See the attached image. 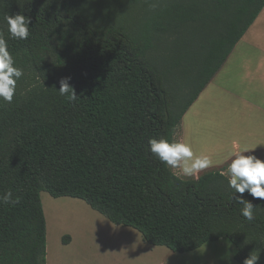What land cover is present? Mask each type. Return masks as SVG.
Wrapping results in <instances>:
<instances>
[{"label":"trees","instance_id":"1","mask_svg":"<svg viewBox=\"0 0 264 264\" xmlns=\"http://www.w3.org/2000/svg\"><path fill=\"white\" fill-rule=\"evenodd\" d=\"M113 2L123 6L124 0ZM140 3L136 11L117 13L113 5L104 12L99 0H0V34L23 70L13 101L0 98V196L10 191L19 197L18 204L0 203V264H47L42 192L81 200L173 253L226 238L237 262L254 251L264 264V200L243 194L255 207L249 222L222 171L181 179L149 145L161 138L176 143L183 116L264 0ZM18 14L31 21L26 40L8 33L5 18ZM119 15H125L121 23ZM198 28L204 41L197 56L178 44L183 30ZM167 42L172 52L164 51V59L159 47ZM184 61L189 82L200 81L195 89L183 88L191 89L185 105L175 90ZM68 77L75 101L58 93L59 81ZM70 241L66 236L63 244Z\"/></svg>","mask_w":264,"mask_h":264},{"label":"crops","instance_id":"2","mask_svg":"<svg viewBox=\"0 0 264 264\" xmlns=\"http://www.w3.org/2000/svg\"><path fill=\"white\" fill-rule=\"evenodd\" d=\"M175 138L176 143L190 144L194 156L212 161L191 177L172 168L184 180L211 171H222L230 179L227 169L242 148L250 150L243 155L264 161V8L183 116ZM74 246L71 239L60 251L68 253ZM49 254L47 242V264ZM62 255L57 264H66Z\"/></svg>","mask_w":264,"mask_h":264},{"label":"rangeland","instance_id":"3","mask_svg":"<svg viewBox=\"0 0 264 264\" xmlns=\"http://www.w3.org/2000/svg\"><path fill=\"white\" fill-rule=\"evenodd\" d=\"M99 1L104 12L107 5L114 4V0ZM140 1L146 0H138V3ZM138 3L135 0H124L123 6H113L116 7L114 10L117 13L122 7L134 8L136 11V8L142 5ZM124 17L125 15H119L116 20L121 23ZM203 36L201 28L191 33L183 30L178 47L185 51L184 48L189 46L193 54L197 53L198 56L201 52L200 45L204 41ZM170 48L169 42L162 43L159 47L160 57L166 58V55H163L164 51H170L171 54ZM168 58L171 62L172 56ZM186 70L184 61L181 72H176L175 82L177 98L179 103L184 105L190 99L191 89H186L183 93V88L192 85L191 88L195 89L200 83L198 79L190 83L188 80L190 74ZM175 141L177 142L176 138ZM41 201L47 224L50 264H57V259L62 254L66 264H241L235 260L237 249L226 238L210 242L193 252L173 253L166 247L146 243L142 235L133 228L111 223L81 200L56 199L42 192ZM66 236L74 239L75 246L68 253H62L60 249H63V239ZM72 257L75 261L68 262Z\"/></svg>","mask_w":264,"mask_h":264},{"label":"clouds","instance_id":"4","mask_svg":"<svg viewBox=\"0 0 264 264\" xmlns=\"http://www.w3.org/2000/svg\"><path fill=\"white\" fill-rule=\"evenodd\" d=\"M8 33L12 39L26 40L29 37L30 19L24 15L7 16ZM23 70L14 66L13 57L8 51V44L3 34H0V98L7 103L13 101L16 91L17 81L22 77ZM68 78L59 81L58 93L66 96L70 101H75L77 96L74 89L69 85ZM150 152L158 158L161 164L173 169L179 168L184 176H194L202 170L210 167L212 161L207 156H194L190 144L170 143L167 139H151L149 141ZM242 154L236 155L232 160L227 172L230 175L229 187L235 192L233 200L243 205L241 215L249 222L254 220L253 203L243 199V194L247 192L253 198L264 200V161L255 156H245L248 148L240 150ZM237 193L240 195L238 196ZM0 203L18 204L19 197L13 199L9 191L0 196ZM260 254L254 251L246 258L243 264H258Z\"/></svg>","mask_w":264,"mask_h":264}]
</instances>
